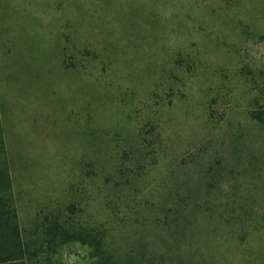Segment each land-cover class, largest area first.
I'll use <instances>...</instances> for the list:
<instances>
[{
    "label": "rangeland",
    "instance_id": "1",
    "mask_svg": "<svg viewBox=\"0 0 264 264\" xmlns=\"http://www.w3.org/2000/svg\"><path fill=\"white\" fill-rule=\"evenodd\" d=\"M6 258L264 264V0H0Z\"/></svg>",
    "mask_w": 264,
    "mask_h": 264
},
{
    "label": "trees",
    "instance_id": "2",
    "mask_svg": "<svg viewBox=\"0 0 264 264\" xmlns=\"http://www.w3.org/2000/svg\"><path fill=\"white\" fill-rule=\"evenodd\" d=\"M12 260H15V259H12ZM9 261H11V259H9V258L3 259V263L4 264L7 263V262H9Z\"/></svg>",
    "mask_w": 264,
    "mask_h": 264
}]
</instances>
